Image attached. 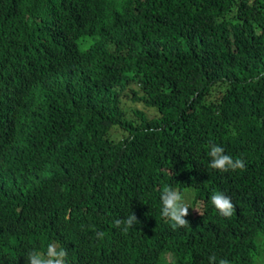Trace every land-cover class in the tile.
<instances>
[{
  "label": "trees",
  "instance_id": "obj_1",
  "mask_svg": "<svg viewBox=\"0 0 264 264\" xmlns=\"http://www.w3.org/2000/svg\"><path fill=\"white\" fill-rule=\"evenodd\" d=\"M210 143L246 167L210 168ZM165 186L193 187L187 227ZM50 242L68 264H264V0H0V264Z\"/></svg>",
  "mask_w": 264,
  "mask_h": 264
},
{
  "label": "clouds",
  "instance_id": "obj_2",
  "mask_svg": "<svg viewBox=\"0 0 264 264\" xmlns=\"http://www.w3.org/2000/svg\"><path fill=\"white\" fill-rule=\"evenodd\" d=\"M209 148L210 150L207 154L211 157L209 163L210 168L227 172L229 170H243L246 167L242 158L234 159L231 155L225 154V149L222 146L210 143ZM210 200L211 204L221 215L225 217L232 216L235 205L230 196L224 192L216 191L211 195ZM161 203V215L173 222V229L187 227L189 225V221L185 217L189 214V208L191 206L185 202L184 196L180 191L171 186L163 187ZM196 210L198 211V209ZM139 223L140 221L134 213L129 214L126 219H117L115 221L117 227L123 225L122 231L125 233L135 224ZM97 236L102 238L103 233L98 232ZM67 257L68 251L64 247L59 246L57 242H50L45 252L37 250L28 252L27 262L28 264H68ZM216 259L215 255L209 257V264H215ZM218 264H230V262L227 259H220Z\"/></svg>",
  "mask_w": 264,
  "mask_h": 264
},
{
  "label": "rangeland",
  "instance_id": "obj_3",
  "mask_svg": "<svg viewBox=\"0 0 264 264\" xmlns=\"http://www.w3.org/2000/svg\"><path fill=\"white\" fill-rule=\"evenodd\" d=\"M121 102L123 104V108L125 109L127 117H133L134 115H133L132 111L138 107H141V105L139 103L135 102L133 99H131L129 97L124 96L122 98ZM112 135L115 138H118L119 136H121V132L119 130H113ZM178 191H180L183 194L185 202L191 206L189 208V214H188V215H190L193 212V209L195 208V206H194L195 204L193 203V197H194L193 187L192 186H185L182 190H178Z\"/></svg>",
  "mask_w": 264,
  "mask_h": 264
}]
</instances>
